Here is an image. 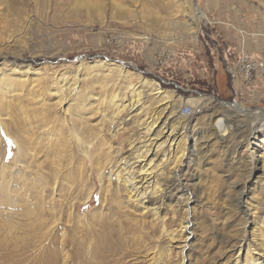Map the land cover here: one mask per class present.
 I'll return each instance as SVG.
<instances>
[{
	"label": "rangeland",
	"instance_id": "374dc122",
	"mask_svg": "<svg viewBox=\"0 0 264 264\" xmlns=\"http://www.w3.org/2000/svg\"><path fill=\"white\" fill-rule=\"evenodd\" d=\"M198 12L204 16L196 22L191 16ZM263 52L264 0H0V264H48L51 257L53 264H64L60 238L51 242L59 229L47 236L34 221L67 196L76 211L72 223L61 216L64 249L71 255L66 264L91 260L90 252L73 254L72 230L76 240L92 242L119 232L123 264H151L159 254L163 264H231L226 243L242 239L256 242L251 255L264 261V79L250 90L228 73L242 53L259 60ZM129 72L167 92L175 112L170 121L181 117L186 128L185 160L176 166L171 157L165 172L178 171L187 207L175 203L179 193L165 192L162 179L157 185L162 192L144 210L128 203L115 181L119 202L102 204L96 173L87 204L75 188L78 174L104 164L107 153L115 156L114 148L120 145L119 156H127L132 131L139 141L146 139L141 119L124 108L131 94ZM153 98L145 105L159 111ZM184 105L194 108L188 117L181 115ZM236 105L249 117L236 115ZM219 117L230 134L207 141L205 128ZM70 120L88 140L81 142L89 148L86 154L78 151L76 131L70 141ZM48 127L58 130L51 142L45 140ZM198 128L204 130L194 142L189 134ZM53 169L61 178L59 190L52 196L51 183L41 195L33 177L42 181L48 175L54 182ZM242 180L244 199L233 187ZM152 204L160 207L157 218ZM242 209L249 211L246 226Z\"/></svg>",
	"mask_w": 264,
	"mask_h": 264
},
{
	"label": "bare ground",
	"instance_id": "6f19581e",
	"mask_svg": "<svg viewBox=\"0 0 264 264\" xmlns=\"http://www.w3.org/2000/svg\"><path fill=\"white\" fill-rule=\"evenodd\" d=\"M203 16L204 15L201 12H198L197 15H193L191 17L195 18V21L197 22V19H202ZM129 74H131L132 76L131 79L129 80V88H131V94H130V98L127 99L128 102L125 101L127 102V104L124 106V108H126L129 111V113L131 114L133 113L131 118L141 119L142 123L140 125L143 126L144 130H146V133H147L146 139L144 138L143 141H139L137 137L134 138L135 131H132V133L130 134L131 149H130L129 154L125 157L119 156L122 154V153L120 154V151L122 150L119 147L120 145L118 146V148H114L115 156H110V154L107 153L104 157V160H105L104 164L103 163L101 164V162H97L95 163L93 167H88L87 173L78 174V176H81V178L80 177L78 179L76 178L77 181L75 183V188L80 189V193H81L80 198L84 199L83 204H87L89 202L88 200L90 196H92L95 191L94 189L95 182L93 180V175H94L93 173H96V178L100 184V195H103L101 197L102 204L106 202L112 203V201L119 202L120 195H119V190L117 187L122 185L123 189L127 192V198H126L127 202L136 203L137 205L140 206L141 210H144L146 207H148L151 197L155 195H160V193L162 192L161 190H159L160 187L157 186L159 183H161V179H162L165 192L168 191V193L169 192L179 193V196L176 198L175 203L177 205L178 204L180 205L182 203V205L184 204V207H187V203L184 200L185 199L184 195L181 194L182 191H180L183 188L182 187L183 180H181L178 177L179 175L178 171L175 170L174 172H172V174H169V176H167L168 173L165 172V168L171 157H175L176 166L180 165L183 162V160H185V155H186L185 154V150H186L185 138H187L185 134L186 128L181 125L182 122L178 121L179 119H181V117L179 118L177 117L178 119L175 118L172 121H170V119L175 117V112H172L174 109H170V107L168 106V104L170 103L171 97L167 92L162 91L157 84L148 83L147 81H144L139 75L137 76V74L136 76H134V74L131 72H129ZM147 91H149L150 94L146 93ZM151 95L154 97L153 102L155 104H159L157 107L158 108L162 107L160 108L159 111H156V109L150 110L149 105L148 106L145 105L146 101ZM116 97H117L116 94L112 95V99H116ZM169 109L171 110L170 117L167 116ZM233 112L239 116L249 117L247 115V111H245L239 105L233 106ZM240 113H244V114H240ZM117 115H119V113H117ZM71 123H72L71 126H73L72 128H70L67 125V129L70 132L69 133L70 141L74 139V135H73L74 131H76L75 132L76 136H80L78 133L79 129H77V124L73 122V120L71 121ZM116 123L117 121L115 119L112 120L111 126H114ZM50 124L51 122H49L47 126H49ZM44 127L45 125L42 127V129ZM49 128L50 127H48V129ZM230 128L231 127L228 126L226 120L219 117L217 118L216 122L212 126H207V128H205V132H204L205 134L204 136H206L205 139L209 141L211 139V136L217 139L220 138L221 136L226 137L230 134V131H229ZM200 129L204 130V128H198V129H195L191 134H189V138L193 139L194 142L196 141V134L198 133V130ZM56 132H58V130H56V127H54V130L52 129V127L50 128V130H46L45 135L47 136L45 140H49L51 142L50 139L56 137ZM118 132L119 130H116L114 134L117 136ZM218 133H220V136L218 135ZM80 138L83 139L82 136H80ZM81 139L77 140L78 141L77 143L79 144L78 151L82 149L81 154H86L89 148L88 147L81 148L82 147L81 144L83 142H84L83 144L85 143L87 144L88 140L83 139L81 141ZM47 143L49 142L47 141ZM138 144H139V147H136ZM58 146L62 147L63 143L59 144ZM54 150L56 149L54 148ZM174 152L177 153L178 156H168V154L174 153ZM83 160L87 161L86 158H84ZM56 162H57V165L60 164L58 160ZM76 164H78V162ZM257 164H259V162L255 163L253 168L249 172L250 176L253 175L252 177H254L255 175L253 171L256 170ZM106 170L108 171V173H106ZM50 175H51L50 177L54 178V182H51L48 175L46 176L45 180L43 179L44 178L43 176L42 181L35 179V177H33L35 181L33 185L41 186L39 189V191H41V195L45 194L46 191H48L47 188L48 186L51 185V183H52V190H53V193L51 190L52 196L53 194L56 195L57 190H59L61 178L59 176L58 171L55 169L50 170ZM30 181H31V178H30ZM113 181L117 183V187L115 188H112ZM41 182L43 183L41 184ZM103 183L105 184L104 186H103ZM4 185L6 187H9V185L11 184L8 183ZM233 187L240 188L242 190L240 194V199H244L245 197L243 194L246 191V187H247L246 181L242 180L241 182H238L237 184L234 183ZM69 191L70 193H75L74 190H69ZM260 191L261 193L264 194V186H260ZM68 198L69 197L67 196L63 199L65 202L64 204H60V203L53 204L54 202L51 203L50 211L46 212L48 210L45 208L46 211L43 212L41 217L37 218V220L34 221L36 222V224L39 223L43 226V228H46L45 232L43 233L44 235H47V236H50L51 232L56 230V227L59 229L58 231L59 235H57V238L52 237L51 242L53 243L57 242V239L60 238V241L58 244L60 245L59 250L63 254L62 258H63L64 264L68 262V260L71 258V255L68 254V252L64 249L65 248L64 244H65V240L67 239L66 238L67 235H66V227L61 224V216L64 214L65 217H67V222L72 223L73 218L71 216L74 215L76 211V203H73L72 199L69 200ZM11 200L12 198L10 199V201ZM188 200L189 198L187 199V201ZM50 201H51V197H50ZM12 202L14 201H11L9 203L11 204L15 203V202L14 203ZM160 205H161V202H160ZM159 208H160L159 205L155 206L152 204V207L150 210L152 212V215L155 218L159 217V213H158ZM242 211L244 213L242 218L244 220V225L246 226L249 220V218L247 217L249 211L247 209L246 210L242 209ZM50 213L52 214V217H50ZM44 214H47V215L45 216ZM188 223H190L189 219L185 221L186 225ZM181 226L182 224L180 223V227ZM182 228L183 227H181V229ZM101 229L109 231L108 228H105V227H101ZM72 232L74 233L75 231L72 230ZM73 233H72V237L69 238L73 246V250H74L73 254L75 253L76 255H78L77 254L78 252H81V253L85 252V254L87 252H90V256L86 257V259L88 258V260L91 259L88 262V264H123V256H125L123 254V251H124L123 250L124 248L123 247V236L119 232L115 230L109 231L108 233L102 235L100 238H96L93 242H92V239L76 240V238H74L75 236ZM255 243L256 242H254L253 240H249V239L248 240L242 239V240H237V241L234 240L230 243H226V248H227L226 252L231 253V257L233 259L231 264H264V261H259V258H255L253 255H251V253L254 251L253 247L255 246ZM52 251H53L52 249L47 250L48 254L50 253L51 255H52L51 253ZM243 253H244V256H242ZM156 257L157 256H152L151 264H163L161 254H159L158 258ZM52 260L53 258L51 257V259H48L46 261L48 262V264H53Z\"/></svg>",
	"mask_w": 264,
	"mask_h": 264
},
{
	"label": "built area",
	"instance_id": "2783aa9c",
	"mask_svg": "<svg viewBox=\"0 0 264 264\" xmlns=\"http://www.w3.org/2000/svg\"><path fill=\"white\" fill-rule=\"evenodd\" d=\"M234 59L232 66L229 67L228 73L234 79H241L242 84L246 83V88L251 90L253 83H258L264 79V52L260 55L259 60H252L244 53ZM194 108L190 105H184L181 108L182 116H190Z\"/></svg>",
	"mask_w": 264,
	"mask_h": 264
}]
</instances>
